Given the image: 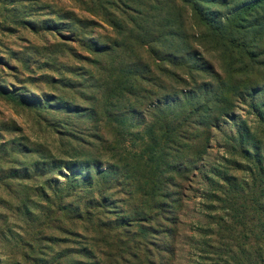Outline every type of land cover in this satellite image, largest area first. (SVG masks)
<instances>
[{
	"label": "rangeland",
	"instance_id": "rangeland-1",
	"mask_svg": "<svg viewBox=\"0 0 264 264\" xmlns=\"http://www.w3.org/2000/svg\"><path fill=\"white\" fill-rule=\"evenodd\" d=\"M216 1L0 0V264H143L139 224L149 264L235 250L223 178L248 179L249 163L226 144L238 126L264 142V5L233 21L234 3ZM170 45L187 50L178 71ZM165 77L209 109L155 113ZM72 172L95 185L73 187Z\"/></svg>",
	"mask_w": 264,
	"mask_h": 264
},
{
	"label": "trees",
	"instance_id": "trees-1",
	"mask_svg": "<svg viewBox=\"0 0 264 264\" xmlns=\"http://www.w3.org/2000/svg\"><path fill=\"white\" fill-rule=\"evenodd\" d=\"M234 3L233 7L229 10L231 13L233 10H238V13H233V17L230 18L233 21L236 19L242 18L243 14L252 8L264 5V0H219L217 3H221L224 6L230 5V3ZM224 19L225 16H222ZM223 20V19H222ZM212 24V22L209 20ZM210 25V26H211ZM214 26V25H213ZM211 26V29L218 30V27ZM171 50V60H169V64L174 67L177 71L182 69L186 65L185 60L183 59L184 53L187 51L183 49L181 46L170 45ZM151 67H144L145 71L150 72ZM134 72H130L128 74V85L130 87L128 93L131 96H134L135 91L134 88H137L140 79H145L140 74H138L137 70L134 69ZM190 73V72H188ZM190 75L192 78L191 74ZM168 77H173L180 80L178 74H174V72H169ZM169 79L165 77L164 79L156 78L157 81L152 82L153 85L159 89L160 91H164L167 94L158 99V107L155 109V113H158L165 118L171 117L174 119H182L183 117L178 114L179 111H182L183 114L190 113L188 110H184V108L194 109V111H199L201 108L209 109L202 98H198L199 100L197 107L195 105L190 104L187 98H181L179 96V91L177 89L172 88V90H168L167 86L164 84V81ZM193 79V78H192ZM172 80V79H170ZM177 80V82H178ZM197 83L198 81L195 80ZM186 82V80H183ZM219 86L227 88V83L218 82ZM230 92V96L237 98V94L241 93L239 88L233 86ZM147 93L150 95L152 92L147 90ZM222 93H217L215 95V100L212 102L220 103ZM153 95V94H151ZM171 95H176V99H172ZM179 97V98H178ZM163 99L165 102H163ZM229 101V97H226ZM232 99V100H233ZM172 100V101H171ZM147 105V101L145 99V104ZM220 117L228 116L227 110L219 111ZM261 122L264 123V109L260 110ZM185 118V117H184ZM183 118V119H184ZM229 148L228 151L235 154H242L243 158L249 163L248 165V179H239L236 176L230 177L226 174L224 175L225 180H223L234 195L233 199L237 200V203L231 204V210L233 212L234 223H236V228H232V230L236 231V241L237 246L235 250H228L227 252H222V261L223 264H264V142L259 136V133L253 130L249 126H238L237 132L230 137L226 144ZM228 162L236 164L235 160H229ZM226 169H230L226 167ZM90 172H88L89 174ZM74 175V172H72ZM91 182H87L83 179L81 175H74L73 178L69 179V183L73 187H77L79 189H85L88 187H92L95 185V178L93 174H89ZM219 176V175H218ZM104 178H107L106 175H103ZM75 184V185H74ZM225 185V184H224ZM226 186V187H227ZM152 189V190H151ZM151 192H146L145 197L153 199V197L159 192V189L156 185H152L150 188ZM235 200V201H236ZM147 210L153 209L151 204L146 203ZM133 225V224H131ZM138 231L135 233L129 234L136 236L142 242L141 249L144 252V263L149 264L147 257H149V253L146 249L147 244L149 243L148 239L150 237L149 231L150 228L145 226V224H139ZM230 226V225H229ZM131 233V232H130ZM137 239L132 240L135 244Z\"/></svg>",
	"mask_w": 264,
	"mask_h": 264
}]
</instances>
